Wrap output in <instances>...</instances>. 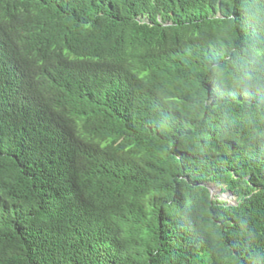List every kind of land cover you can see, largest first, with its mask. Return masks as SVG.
Returning <instances> with one entry per match:
<instances>
[{"label":"trees","instance_id":"16d2710c","mask_svg":"<svg viewBox=\"0 0 264 264\" xmlns=\"http://www.w3.org/2000/svg\"><path fill=\"white\" fill-rule=\"evenodd\" d=\"M0 264H264V0H0Z\"/></svg>","mask_w":264,"mask_h":264},{"label":"water","instance_id":"95a60500","mask_svg":"<svg viewBox=\"0 0 264 264\" xmlns=\"http://www.w3.org/2000/svg\"><path fill=\"white\" fill-rule=\"evenodd\" d=\"M211 185H208L211 193L213 194L212 190H211ZM214 186V185H212ZM223 197L225 198V200L229 203V205H235L236 202V197L234 196V194L232 192H226Z\"/></svg>","mask_w":264,"mask_h":264},{"label":"rangeland","instance_id":"374dc122","mask_svg":"<svg viewBox=\"0 0 264 264\" xmlns=\"http://www.w3.org/2000/svg\"><path fill=\"white\" fill-rule=\"evenodd\" d=\"M211 187V190L213 192V196L214 197H218L219 199L223 200V201H226L225 198L223 197V195L226 193V192H222V189L218 186H210Z\"/></svg>","mask_w":264,"mask_h":264}]
</instances>
